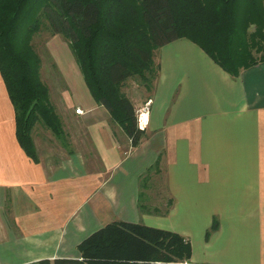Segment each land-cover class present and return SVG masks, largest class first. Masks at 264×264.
<instances>
[{
    "label": "crops",
    "instance_id": "0c3cea01",
    "mask_svg": "<svg viewBox=\"0 0 264 264\" xmlns=\"http://www.w3.org/2000/svg\"><path fill=\"white\" fill-rule=\"evenodd\" d=\"M153 61L149 94L130 100L144 131L135 147L75 61L72 117L89 150L53 162L20 147L0 76V264L78 258L114 221L178 233L187 264H264V61L233 76L186 38Z\"/></svg>",
    "mask_w": 264,
    "mask_h": 264
},
{
    "label": "trees",
    "instance_id": "16d2710c",
    "mask_svg": "<svg viewBox=\"0 0 264 264\" xmlns=\"http://www.w3.org/2000/svg\"><path fill=\"white\" fill-rule=\"evenodd\" d=\"M43 20L69 42L93 99L133 147L144 131L120 86L137 75L152 87L155 49L186 38L233 76L264 61V0H0V76L13 106L17 141L36 162V123L67 146L31 44ZM77 250L78 258L27 264H178L191 255L189 242L178 233L124 221L104 225Z\"/></svg>",
    "mask_w": 264,
    "mask_h": 264
},
{
    "label": "rangeland",
    "instance_id": "374dc122",
    "mask_svg": "<svg viewBox=\"0 0 264 264\" xmlns=\"http://www.w3.org/2000/svg\"><path fill=\"white\" fill-rule=\"evenodd\" d=\"M31 44L41 59L40 77L49 89L50 101L61 119L67 141L66 146V143L64 144L41 122H38L32 133L36 140L37 153L39 152L43 159L49 162L57 161L62 155H68L74 150L87 154L89 143L84 138L79 123L72 117V114H75L73 110L77 107L74 104L83 94V89L69 86L70 82L75 81L77 74L69 42L61 34H53L43 20L40 29L33 35ZM144 87L142 79L134 75L121 84L120 92L129 100L137 102L149 94L143 91ZM150 89L146 88L148 92Z\"/></svg>",
    "mask_w": 264,
    "mask_h": 264
},
{
    "label": "built area",
    "instance_id": "2783aa9c",
    "mask_svg": "<svg viewBox=\"0 0 264 264\" xmlns=\"http://www.w3.org/2000/svg\"><path fill=\"white\" fill-rule=\"evenodd\" d=\"M76 113H82V110L80 108L75 109ZM178 264H187L186 262L178 263Z\"/></svg>",
    "mask_w": 264,
    "mask_h": 264
}]
</instances>
